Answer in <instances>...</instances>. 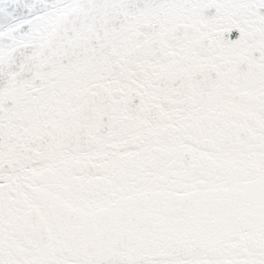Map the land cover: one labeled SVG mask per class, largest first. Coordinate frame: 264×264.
<instances>
[{
    "label": "snow or ice",
    "instance_id": "6c2138e0",
    "mask_svg": "<svg viewBox=\"0 0 264 264\" xmlns=\"http://www.w3.org/2000/svg\"><path fill=\"white\" fill-rule=\"evenodd\" d=\"M0 264H264V0H0Z\"/></svg>",
    "mask_w": 264,
    "mask_h": 264
}]
</instances>
